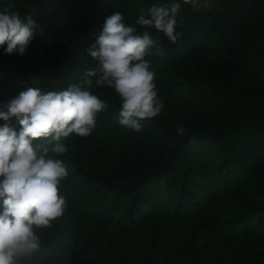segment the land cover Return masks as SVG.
I'll use <instances>...</instances> for the list:
<instances>
[{
    "label": "trees",
    "instance_id": "16d2710c",
    "mask_svg": "<svg viewBox=\"0 0 264 264\" xmlns=\"http://www.w3.org/2000/svg\"><path fill=\"white\" fill-rule=\"evenodd\" d=\"M170 2L0 0L39 25L24 55L0 48V105L28 87L70 85L109 105L90 136L63 141L58 158L75 169L60 187L68 208L19 264H264V0L183 5L174 44L135 24ZM113 12L164 48L146 57L163 109L140 132L118 123L115 91L85 76L98 64L87 47Z\"/></svg>",
    "mask_w": 264,
    "mask_h": 264
},
{
    "label": "clouds",
    "instance_id": "9594fccd",
    "mask_svg": "<svg viewBox=\"0 0 264 264\" xmlns=\"http://www.w3.org/2000/svg\"><path fill=\"white\" fill-rule=\"evenodd\" d=\"M183 5L194 11L211 8V0H171L153 4L148 14L139 15L136 25L163 33L170 43L182 37ZM179 17V20H178ZM39 25L28 13L23 18L11 6L0 11V48L6 55H24L38 36ZM52 42V39H49ZM98 61L85 76L96 77V87L113 89L120 101L118 123L134 132L142 131L144 121L157 117L163 104L148 56H163L164 48L148 31L125 23L120 12L106 17L102 31L87 47ZM92 85L91 79L84 81ZM109 105L78 85L65 90L42 92L28 87L0 105V264L29 261L42 246L41 233L53 226L68 208L60 194L62 181L75 170L58 158L67 153L64 140L75 134L88 137L98 115ZM15 119L19 129L8 121ZM177 135H186L177 126ZM35 142V146H33Z\"/></svg>",
    "mask_w": 264,
    "mask_h": 264
},
{
    "label": "crops",
    "instance_id": "0c3cea01",
    "mask_svg": "<svg viewBox=\"0 0 264 264\" xmlns=\"http://www.w3.org/2000/svg\"><path fill=\"white\" fill-rule=\"evenodd\" d=\"M230 0H211V8L207 11L220 12L224 10L226 3Z\"/></svg>",
    "mask_w": 264,
    "mask_h": 264
}]
</instances>
